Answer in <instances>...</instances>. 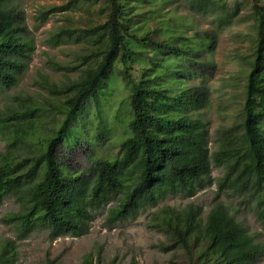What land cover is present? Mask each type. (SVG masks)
Masks as SVG:
<instances>
[{
    "label": "trees",
    "instance_id": "16d2710c",
    "mask_svg": "<svg viewBox=\"0 0 264 264\" xmlns=\"http://www.w3.org/2000/svg\"><path fill=\"white\" fill-rule=\"evenodd\" d=\"M78 1L97 7V21L72 20L51 36L53 46H86L67 68L75 78L59 86L41 77L50 95L44 104L21 99L18 107L0 111L6 140L0 202L13 197L19 204L4 222L18 239L36 231H48L51 239L79 238L89 232L93 214L107 206L113 205L110 223L155 209L149 223L165 236L159 249L180 252L186 264L264 260V242L219 201L235 196L264 231V0H184L212 25L190 35L170 29L172 0ZM72 9L70 3L52 7L40 19ZM244 11L255 22L250 61L224 81L234 114L216 130L210 152L209 123L201 112L211 100V54L218 35ZM27 35L24 11L0 0V99L31 59L34 45ZM119 78L123 103L106 107ZM112 138L117 145L108 148L115 151L97 157ZM78 149L90 153L86 167L74 163ZM212 165L223 170L218 179ZM213 185L216 198L205 218L195 204L159 207L169 197L192 198ZM17 259L15 240L0 239V264ZM80 264L118 263H104L96 252Z\"/></svg>",
    "mask_w": 264,
    "mask_h": 264
},
{
    "label": "rangeland",
    "instance_id": "374dc122",
    "mask_svg": "<svg viewBox=\"0 0 264 264\" xmlns=\"http://www.w3.org/2000/svg\"><path fill=\"white\" fill-rule=\"evenodd\" d=\"M12 3L24 11L28 29V38L34 45L31 59L18 76L17 84L6 91L0 99V111L18 107L20 101L28 98L44 104L50 95L41 87V77L56 85L73 80L75 74L67 70L74 65L77 53H84L86 47L82 43H66L52 45L51 36L60 27L66 26L72 20L84 23L97 21V7H88L78 0H12ZM70 3L72 8L65 12H56L40 19V13L52 7H62ZM71 8V7H70ZM170 16L174 18L172 30H182L190 35L194 30L211 28V20L191 13L184 0H172L168 6ZM68 22L66 21V18ZM72 24V23H71ZM255 22L244 11L235 20L233 25L218 35L216 47L211 54L215 64L214 76L209 81L211 100L209 106L201 112L209 123L208 147L210 152L215 148L216 130L221 124L227 123L234 114V107L228 101L231 90L226 89L234 74L248 67L252 50ZM52 63L62 67L53 68ZM115 86L107 96L106 107H118L123 102L126 90L116 79ZM233 93V91H232ZM228 120V121H227ZM116 138V137H115ZM112 138L106 146L97 149L98 156H106L115 149L108 145H117ZM6 140L0 136V153L5 151ZM89 152L81 149L74 153L78 166L86 167ZM223 170L212 165V176L218 179ZM216 185L198 192L192 198L174 196L167 198L159 207L170 206L177 209L187 204H195L202 208V217L205 218L216 198ZM219 201L224 202L239 221L244 222L250 233L255 234L260 242H264V231L255 221L253 214L239 205L237 198L231 194L222 195ZM113 205L93 214L89 232L79 238L60 237L51 239L48 231H36L24 239L17 238V232L12 225L4 220L8 215L19 210V204L13 197H6L0 202V239H12L17 244L18 259L16 264H80L82 257L87 253L100 252L102 261L107 263L115 259L118 264H186L180 252L164 253L159 246L165 242V236L150 226L151 213L155 209H145L135 219L124 222H109V210ZM258 264H264V260Z\"/></svg>",
    "mask_w": 264,
    "mask_h": 264
}]
</instances>
